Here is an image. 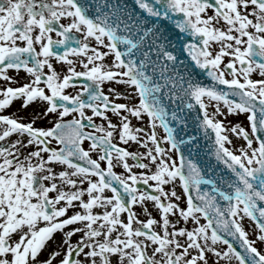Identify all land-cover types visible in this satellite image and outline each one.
Wrapping results in <instances>:
<instances>
[{
    "label": "snow or ice",
    "instance_id": "1",
    "mask_svg": "<svg viewBox=\"0 0 264 264\" xmlns=\"http://www.w3.org/2000/svg\"><path fill=\"white\" fill-rule=\"evenodd\" d=\"M0 264H264V0H0Z\"/></svg>",
    "mask_w": 264,
    "mask_h": 264
},
{
    "label": "flooded vegetation",
    "instance_id": "2",
    "mask_svg": "<svg viewBox=\"0 0 264 264\" xmlns=\"http://www.w3.org/2000/svg\"><path fill=\"white\" fill-rule=\"evenodd\" d=\"M69 91H71V89H69ZM16 107H17V106H14V107L11 108L9 111H15V110H16ZM98 122H99V121H98ZM85 146H87V144H86Z\"/></svg>",
    "mask_w": 264,
    "mask_h": 264
},
{
    "label": "rangeland",
    "instance_id": "3",
    "mask_svg": "<svg viewBox=\"0 0 264 264\" xmlns=\"http://www.w3.org/2000/svg\"><path fill=\"white\" fill-rule=\"evenodd\" d=\"M116 170L119 172V171H121L122 169L117 168ZM245 226L247 227V222H246ZM253 238H254V237H253Z\"/></svg>",
    "mask_w": 264,
    "mask_h": 264
}]
</instances>
